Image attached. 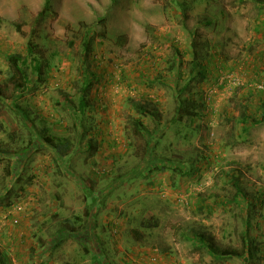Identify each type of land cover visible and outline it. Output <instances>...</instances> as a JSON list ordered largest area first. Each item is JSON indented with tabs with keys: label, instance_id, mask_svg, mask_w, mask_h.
Returning <instances> with one entry per match:
<instances>
[{
	"label": "rangeland",
	"instance_id": "obj_1",
	"mask_svg": "<svg viewBox=\"0 0 264 264\" xmlns=\"http://www.w3.org/2000/svg\"><path fill=\"white\" fill-rule=\"evenodd\" d=\"M46 1L0 0V149L8 151H0V264H242L213 259L183 233L203 228L220 244L241 247L235 181L250 197L262 192L251 214L264 216V120L248 130L240 120L247 101L264 99V5L50 0L42 20ZM207 17L214 27L201 23ZM88 28L105 36L88 55L91 107L79 112L75 130ZM194 39L215 62L193 95L201 112L190 117L176 92L190 68L184 64L178 79L171 61L178 53L189 61ZM18 54L36 59L38 71L28 67V90L13 95L7 79ZM146 99L157 122L133 107ZM45 125L71 135V155L58 156L37 136ZM75 218L80 232L62 231ZM253 235L262 251L251 264H264V218Z\"/></svg>",
	"mask_w": 264,
	"mask_h": 264
},
{
	"label": "trees",
	"instance_id": "obj_2",
	"mask_svg": "<svg viewBox=\"0 0 264 264\" xmlns=\"http://www.w3.org/2000/svg\"><path fill=\"white\" fill-rule=\"evenodd\" d=\"M213 0H208L209 3H212ZM239 2H247V0H238ZM254 3H259L264 5V0H251ZM51 1L47 0L45 3L44 9H42L38 16L40 19L45 18V14L49 11V8L51 6ZM115 5H118L119 3H114ZM182 9L185 8L184 2H180ZM225 9L223 6H217L215 9V13L220 12L224 13ZM100 21H103L104 19L100 18ZM213 19L211 17H207V19L203 20V25L206 27H214ZM216 26V25H215ZM104 33H94L91 31V29H87L85 36L83 38V63H84V70L82 74V78L77 83L80 88H77L76 91L79 93L78 100V111H77V120L73 124V128L77 130V125L80 122V117L82 115H79V112H83L85 108L91 107V104L89 103L90 100L88 98V92L93 86L95 79L94 74L90 71L88 67V55L90 51L94 48L95 40L97 37H104ZM192 57L191 59L185 60L182 53H178L176 55L171 63L174 66L173 69H177L178 71V79L181 78V67L184 64H188L189 72L187 78H189L185 83L179 84L178 88L176 89L177 92V100H178V106L179 109H183L184 111H188L187 115L190 117H196L199 115V112H201V108L203 105H201L200 99H195L193 95L196 94V86L201 85L203 81H206L210 74H211V66L214 64L215 60L210 55L209 51H206L204 54L200 53V46L198 41L194 39L192 41ZM205 41L202 44V47H210V44L206 45ZM71 44V43H70ZM74 44V43H72ZM32 45L28 46V54L33 55V48ZM11 58H15L17 62V66H15V70L10 75L9 79L7 81L11 82L12 88L14 90V93H25L28 90L29 83L32 79H30V76L28 74L27 68L32 67L33 71H38V65L33 62L37 61L36 59H33V62L28 61L29 57H23L22 55L12 56ZM188 62V63H187ZM217 65V64H216ZM215 66V65H214ZM40 69V65H39ZM35 75V73H34ZM155 78H152L149 82L152 86L155 85L154 83ZM193 83L195 84V87L193 88ZM0 95H5V90L2 89V86L0 84ZM12 95V96H13ZM64 95L63 92H61V96ZM64 102L67 101L66 97L61 98ZM62 101V103H63ZM60 103V100L57 101ZM133 107L142 116H148L154 119L156 122L159 119V114H157V109L154 106L153 101H150L148 99L142 100L140 102L133 101ZM180 112V111H179ZM25 121L28 123V115H23ZM240 120L243 123L244 127L243 130H248V127L250 125H254L256 123L261 122L264 120V99L260 102H250L247 101L244 104L243 111L240 114ZM134 126L138 129L139 132H142V130L146 127H144L143 122L140 119H135ZM32 127H30L31 129ZM37 132V131H36ZM79 132V131H77ZM34 133V132H33ZM38 135L39 138L43 139L51 148L54 149L55 153L60 157H67L71 155L75 149V140L72 139L71 135H58L51 133V128L47 125L43 126L42 128L38 129ZM146 133L149 134L148 131ZM90 144H93L92 141ZM88 146V144H87ZM97 145L94 144V151H96ZM89 147V146H88ZM79 149V148H78ZM3 150V151H2ZM2 152H8L4 149H0ZM236 184V191L233 194V197L231 198V201L237 206L242 213V228L239 232L240 239L242 246L241 247H233V246H224L216 241L214 236L211 232L204 230L203 228L198 229L197 227H192L187 230H184V238L191 243V246L194 248H201L205 249L210 257L213 259H217L219 261H223L225 259H239L242 261V264H251L256 259L259 258V253L262 251V244L256 239V237L253 235V230L255 225H260L261 219L263 217H256L252 216L251 214V207L252 203L258 200H261L263 198L262 192L256 191L253 193V197H250L248 191L242 188L239 181H235ZM203 205V203H202ZM200 208L199 210H204V207L200 204L198 205ZM246 213V214H245ZM82 223V220L80 218H75L74 221H68L61 227L63 229L62 231H65L69 234H77L80 232V225ZM158 224L156 223H146L144 227L151 229L154 227H157ZM94 259H96L94 255Z\"/></svg>",
	"mask_w": 264,
	"mask_h": 264
}]
</instances>
